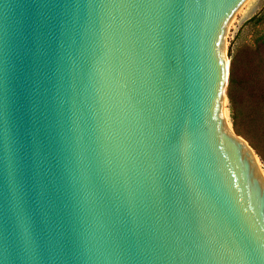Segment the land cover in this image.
I'll use <instances>...</instances> for the list:
<instances>
[{
	"label": "water",
	"instance_id": "95a60500",
	"mask_svg": "<svg viewBox=\"0 0 264 264\" xmlns=\"http://www.w3.org/2000/svg\"><path fill=\"white\" fill-rule=\"evenodd\" d=\"M246 1L0 0V264H264L222 110Z\"/></svg>",
	"mask_w": 264,
	"mask_h": 264
},
{
	"label": "rangeland",
	"instance_id": "374dc122",
	"mask_svg": "<svg viewBox=\"0 0 264 264\" xmlns=\"http://www.w3.org/2000/svg\"><path fill=\"white\" fill-rule=\"evenodd\" d=\"M225 46L229 60V78L224 107L227 109L228 121L240 135L231 117L230 92L236 102L257 103V114L264 118V0H247L241 6L230 22ZM232 74L233 85L230 82ZM240 136L254 149L264 170V154L262 157L245 136ZM262 140L261 146L264 149V136Z\"/></svg>",
	"mask_w": 264,
	"mask_h": 264
},
{
	"label": "trees",
	"instance_id": "16d2710c",
	"mask_svg": "<svg viewBox=\"0 0 264 264\" xmlns=\"http://www.w3.org/2000/svg\"><path fill=\"white\" fill-rule=\"evenodd\" d=\"M231 85H233V74L231 75ZM231 104V117L236 131L245 136L263 157L264 149L261 146L264 136V118L258 116L257 103L236 102L229 94ZM251 104V105H248ZM264 158V157H263Z\"/></svg>",
	"mask_w": 264,
	"mask_h": 264
},
{
	"label": "bare ground",
	"instance_id": "6f19581e",
	"mask_svg": "<svg viewBox=\"0 0 264 264\" xmlns=\"http://www.w3.org/2000/svg\"><path fill=\"white\" fill-rule=\"evenodd\" d=\"M225 60H226V66L228 68L229 60H228L226 46H225ZM225 103H226V99L223 101V109H222L223 110V115H224V118L227 116V119L225 118L226 125H227V128L232 132L233 131V128H232L230 122L228 121L227 109H225V107H224L225 106ZM245 144H247V143L245 142ZM247 146H249V145L247 144ZM254 157L256 158V160L258 161V163L260 164V166L262 167V164H261L260 160L258 159V157L255 154H254ZM262 169H263V167H262Z\"/></svg>",
	"mask_w": 264,
	"mask_h": 264
}]
</instances>
